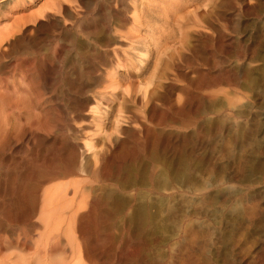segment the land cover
Returning a JSON list of instances; mask_svg holds the SVG:
<instances>
[{"label": "rangeland", "instance_id": "1", "mask_svg": "<svg viewBox=\"0 0 264 264\" xmlns=\"http://www.w3.org/2000/svg\"><path fill=\"white\" fill-rule=\"evenodd\" d=\"M0 264H264V0H0Z\"/></svg>", "mask_w": 264, "mask_h": 264}, {"label": "bare ground", "instance_id": "2", "mask_svg": "<svg viewBox=\"0 0 264 264\" xmlns=\"http://www.w3.org/2000/svg\"><path fill=\"white\" fill-rule=\"evenodd\" d=\"M38 14V16H42V14H43V11H40L39 13H37ZM134 16H135V14H134ZM90 145H88V144H86V147H89ZM89 149V148H88ZM144 218V217H143ZM146 219V218H145Z\"/></svg>", "mask_w": 264, "mask_h": 264}]
</instances>
